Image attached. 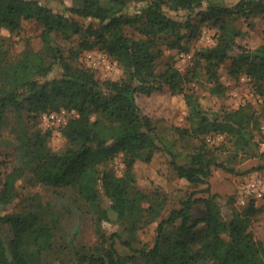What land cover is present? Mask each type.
I'll return each mask as SVG.
<instances>
[{
	"label": "trees",
	"instance_id": "trees-1",
	"mask_svg": "<svg viewBox=\"0 0 264 264\" xmlns=\"http://www.w3.org/2000/svg\"><path fill=\"white\" fill-rule=\"evenodd\" d=\"M131 1L144 5L135 13L123 11ZM167 6L199 8L200 18L198 22H192L191 15L175 18L166 13ZM263 11L264 0H238L234 5L218 0H71L62 8L42 0H0V31L17 33L23 19H35L42 25L43 43L39 50L27 43L12 55L5 46L8 37L0 36V129L11 109L18 132L14 158L0 160V264H43V253L54 246L55 210L34 200L13 208L26 172L40 184L72 188L94 215L97 243L74 248L73 257L63 264H264V242L250 228L253 217L264 211V202L255 198L241 210L224 212L216 194L194 196L191 191L180 206L158 220L151 245L137 244L140 224L157 220L166 194L140 188L133 164L149 161L161 148L179 178L206 184L203 189L210 192L213 168L234 171L220 158L222 153L261 154L256 132L264 121V41L255 47L237 44L245 32L236 21ZM202 22L215 28L214 41L194 51L192 74L201 65L215 95L228 87L223 76L244 74L262 97L259 110L244 106L214 110L201 94L185 90L188 73L171 61L156 71L155 62L163 53L161 40L167 38L168 47L187 52L189 39ZM54 32L65 38L78 35L79 40L66 54ZM95 47L121 64V77L99 79L90 67L75 61L81 51ZM164 84L181 96L186 108L188 125L176 127L180 137L198 140L183 151L156 133L135 98L138 92L148 94ZM61 108H73L76 115L59 127L66 146L55 151L48 144L51 129L34 125L30 130L26 116L39 118L44 111ZM214 133H224L223 140L217 144L207 140ZM119 152L124 169L115 175L105 164ZM198 202L204 211L195 216ZM111 213L122 227L106 234L101 223ZM117 242L126 253L119 251Z\"/></svg>",
	"mask_w": 264,
	"mask_h": 264
},
{
	"label": "rangeland",
	"instance_id": "rangeland-1",
	"mask_svg": "<svg viewBox=\"0 0 264 264\" xmlns=\"http://www.w3.org/2000/svg\"><path fill=\"white\" fill-rule=\"evenodd\" d=\"M54 6L62 8L64 4H70L71 0H42ZM227 5H234L238 0H218ZM144 5L141 1H131L124 10L128 13H135ZM166 13L175 18H185L191 15L192 22H198L200 16L197 15L199 8L194 11L171 10L164 7ZM237 25L244 30V35L237 39V44L247 47H255L264 41V11L253 14L247 19L240 17L236 21ZM42 25L35 19H23L21 28L17 33L9 34L3 30L0 36H7L5 46L10 54H19L28 43L34 50L41 49L43 43L40 38ZM132 30V29H130ZM203 30L210 36V41L203 36ZM53 37L62 46L67 54L68 48L77 44L78 35L70 38L63 37L60 33L54 32ZM137 35V33H136ZM215 28L209 23L202 22L198 25L193 35L189 39V51L182 52L177 48H170L167 45V38L161 40L163 53L155 62L157 72L162 71L167 61H171L181 72L188 73V79L183 82V86L188 92H195L203 96V101L214 110L233 109L244 106L249 110H259L262 106V97L255 91L254 84L249 77L244 74L238 78L223 76L227 84V89L220 95L210 93L211 81L204 73L203 67L197 65L193 72L195 50L201 46L212 44L214 41ZM78 64L90 67L99 79H118L123 74V68L117 60H114L106 52L98 48L81 51L75 60ZM136 101L143 113L151 117L156 133L167 141H173L174 147L183 151L189 146L198 142L196 138L180 137L176 127H185L188 122L185 118L186 108L180 95H173L168 85L164 84L161 89L153 90L146 94L138 92L135 94ZM10 109L5 114V121L0 129V160H11L14 158V144L17 142V128L15 115ZM28 128L31 130L35 126L46 129L40 123L38 117L26 116ZM51 134L48 144L52 150L61 151L66 146V140L61 135L58 128H50ZM224 138V133H214L207 135V140L212 143H219ZM258 149L260 155L254 157L231 156L222 153L220 158L234 168L233 172L224 171L222 168H213L212 174L208 178L210 192L204 191L206 184L193 185L183 178H179L175 169L170 163L169 155L157 148L152 153L150 160L138 159L134 164V172L137 176L138 186L147 192L157 189L166 194V201L161 210L160 216L155 221L141 223L136 232L137 244L151 245L156 234V224L159 219L166 216L173 207L181 205V201L194 191V196H207L210 193L216 194V199L222 211H229L230 208L242 209L243 205L237 201L238 191L242 184L251 178L259 176L264 178V121L260 130L256 132ZM7 140V141H5ZM8 142V143H6ZM181 161V159H178ZM122 154L117 153L108 160L106 168L115 175H120L124 169L122 164ZM2 166L0 165V176ZM1 187V184H0ZM47 204L49 208L58 213V224L54 230V246L51 250L42 255L43 264H63L64 261L73 257L74 248L85 246L90 248L97 243L95 218L88 212L84 201L70 187H52L40 184L28 172L23 175L22 187L18 201L13 208L19 209L30 201ZM264 202V197L258 199ZM204 211V204L198 202L193 210V215ZM121 223L115 218V214H110L109 220L101 223V228L106 234L121 230ZM6 232L9 226H4ZM250 228L255 236L264 242V211L253 217ZM126 236V234H124ZM120 252L126 253L127 248L117 242Z\"/></svg>",
	"mask_w": 264,
	"mask_h": 264
},
{
	"label": "built area",
	"instance_id": "built-area-1",
	"mask_svg": "<svg viewBox=\"0 0 264 264\" xmlns=\"http://www.w3.org/2000/svg\"><path fill=\"white\" fill-rule=\"evenodd\" d=\"M203 36L210 41V36L203 30ZM76 111L72 108H61L58 111H44L40 113V123L45 128H58L65 121L76 115ZM264 197V178L253 177L245 184L240 186L238 191L237 201L241 205H246L251 198L259 199Z\"/></svg>",
	"mask_w": 264,
	"mask_h": 264
}]
</instances>
